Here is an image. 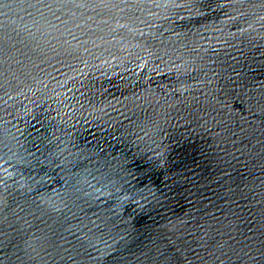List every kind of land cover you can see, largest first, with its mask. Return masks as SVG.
I'll return each mask as SVG.
<instances>
[{"label":"water","instance_id":"95a60500","mask_svg":"<svg viewBox=\"0 0 264 264\" xmlns=\"http://www.w3.org/2000/svg\"><path fill=\"white\" fill-rule=\"evenodd\" d=\"M0 264H264V0H0Z\"/></svg>","mask_w":264,"mask_h":264}]
</instances>
